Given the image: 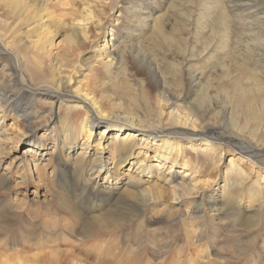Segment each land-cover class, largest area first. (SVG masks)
Returning a JSON list of instances; mask_svg holds the SVG:
<instances>
[{
    "label": "rangeland",
    "instance_id": "1",
    "mask_svg": "<svg viewBox=\"0 0 264 264\" xmlns=\"http://www.w3.org/2000/svg\"><path fill=\"white\" fill-rule=\"evenodd\" d=\"M17 1L29 5L16 8L21 16L0 1V48L15 55L0 58V229L5 230L0 236V264H4L2 255L37 251L23 243L47 236L56 237V245L61 244L60 250L74 262L94 263L95 252L82 240L88 235L102 236L103 243L115 241L118 246V261H111L106 250L102 264H169L172 247L181 249V260L188 254L212 264H264V161L248 158L239 149L264 148L263 1L259 5L257 0H241L244 6L238 9L232 7V0H74V5L72 0ZM64 1L71 9H64ZM39 5L43 10L37 17ZM146 9L151 11L146 20L149 27L139 20ZM69 10L83 16L90 13L86 24L92 39L83 35L76 25L79 16L69 15ZM37 40L45 41L47 49H39ZM110 43L121 45L118 60L122 63L114 69L119 71L116 75L104 74L102 63L95 61L114 56L109 54ZM16 55L28 68L24 76L30 85L57 88L62 82L65 87L71 78L66 88L93 98L108 119H146L144 125L157 126L164 131L160 135L171 141L177 139L167 136L172 129L197 132L214 143L213 148L206 156L193 152L195 158L186 168L169 161V175L154 168L135 171L140 161L149 165L165 161H155L150 149L146 155L135 153L140 163L131 168V163L116 161L115 151L121 146L111 147L112 137L102 138L107 125L103 122L92 129L89 148L83 149L79 140L64 157L69 160L65 163L61 154L56 157V151L46 146L52 147L56 140L61 143L64 127L78 122L75 116L83 117L85 111L73 112L66 102L54 103L47 94L19 93L26 83L19 82L14 68L20 66ZM204 93V102L199 101ZM5 100L23 109L8 110ZM88 109L94 111L90 105ZM184 117L190 122L175 124L185 122ZM40 141L47 145L39 148L41 155L26 172L21 166L23 153ZM215 146L224 149L221 156ZM182 147L186 143L175 153ZM81 150L92 158L106 155L107 165L95 180L102 193L93 194L92 176L76 167L74 156ZM231 159H242L240 175L226 174ZM114 161L120 169L109 179ZM184 174L192 175L182 178ZM114 185L116 193L108 199V187ZM216 188L224 197L217 215V204L202 197ZM86 206L96 207L100 216L92 217ZM202 218H210L206 226L223 232L218 248L228 240L223 254L216 250L211 256L204 254V241L190 245L191 238L201 237ZM234 242L237 251L231 247ZM191 248L198 249L193 253Z\"/></svg>",
    "mask_w": 264,
    "mask_h": 264
},
{
    "label": "bare ground",
    "instance_id": "2",
    "mask_svg": "<svg viewBox=\"0 0 264 264\" xmlns=\"http://www.w3.org/2000/svg\"><path fill=\"white\" fill-rule=\"evenodd\" d=\"M0 1H2L4 6L6 8H8L11 13L16 14L18 16H21V15L16 13L17 7H21L22 9H27L29 7V5L26 2H19L17 0H0ZM239 1H241V0H232V3H233L232 7H237V9L239 7H241V5H243V3L239 2ZM254 1H256V0H254ZM261 1H263V3H264V0H257V2H259L258 3L259 5L263 4V3H261ZM65 3H66L65 1L63 3H61L62 6L63 5L65 6ZM71 4L74 5L75 1L72 0ZM83 4L85 5V2ZM244 4L246 5L248 3H244ZM54 6H56V5L54 4ZM64 9H71V8L66 7ZM42 10H43V5H39L38 10H37V17L41 16L40 12ZM64 11H66V10H64ZM73 12L74 11L69 10V12H67V13L69 15L72 14L75 17L79 16V19L75 18L77 20L76 25L79 26L83 30V35L86 38L92 39L93 34H91L90 36L88 35V33H87L88 26L86 24V22L88 20L87 15H89L90 13L85 14L83 16L82 15L83 12H82V14L79 11H78L79 13L76 11H75V13H73ZM150 12H151L150 10L146 9V11H145L146 15H145L144 19H139L140 22L143 23L144 27H146L148 25V24H146V22H147L146 20L149 17ZM152 16H154V15H152ZM149 26H151L150 23H149L148 27ZM103 28L104 27H100V29L103 30L101 33H103V36L106 37L105 36L106 34H104L105 28L104 29ZM111 30H113V29H111ZM116 33H118V35H119L120 31H116ZM98 35H100V34H98ZM79 37H80L79 34H76V41L77 42H80ZM206 42H210V41L207 40ZM19 45H20V43H19ZM36 45L39 49H43V50L47 49V43L43 40H37ZM23 46H24V48L27 49L26 45L23 44ZM72 46H74V45H72ZM120 46L115 45V44L110 45L109 54H114V56L109 58L108 61L103 62L101 60H95V61H99L100 63H102L101 66H103L104 74L105 73H107V74L115 73V75H116L119 72V71L115 72L114 69L117 66H121V63H122L121 60H118V55L121 53ZM123 46H125V45H122V47ZM204 47H206V46L204 45ZM21 50H22V48H21ZM206 50H207V47H206ZM4 54H8V55L15 57V55L11 51H9V52L7 51V53H5V51H3L0 48V58H3L5 56ZM17 55H16V59H17V62L20 64V66L14 67V68H16V73L21 78V79H19V82L20 83H26L25 81H27V79L24 75H25V71L28 68H26L25 66L22 65L23 64L22 58H20V56H17ZM107 57H105V58H107ZM25 63H27V62H25ZM96 63H98V62H96ZM77 69H78V71H77L78 73L81 72L80 70H82V68L80 66H78ZM30 70H31V68H30ZM69 79L70 80H66L67 82H65V83L68 84L69 81H71V78H69ZM198 79H200V78H198ZM61 83L57 84L58 85L57 88L51 87L50 85L35 86V85H33V83L31 85L29 83H26L25 84L26 87L24 89H19V90L17 89L19 91V93H21L23 95H27L29 97H32L31 94H34V95L40 94V93L47 94L50 96V98L53 100L54 103L66 102V104H68L70 110L73 112H75L79 109H82L83 111H85V115L83 117L75 116V118L78 122H72L69 125L64 127V129H63L64 134L62 135V138H60L62 140L61 143H57V140L52 141L53 146L51 147V146H46L47 143L40 141V142H34V143H32L31 146L27 147V149L23 153L24 158H21L22 159L21 160L22 161L21 166H23L24 169H27L26 172H31V167H30L31 163L34 162V160H36L37 155H41V153H38L39 148H43L46 146L50 150L54 149L53 151H56V157H58L61 154L63 156V159L65 156H69L70 152L73 151L76 143L79 140H82L81 143L83 145V149L89 148V146H90L89 141L93 135L92 129H94L97 126H100L101 123H103V122H106L107 125H106V128L101 133L102 138L108 139V138L112 137V141L110 142V146L114 147V148L121 146V148H119L118 150L115 151V154L118 156V157L115 156L117 158L115 160L116 161L123 160L124 162H128V164L131 163L130 168L132 166H134L135 164L141 162L135 171L144 172L146 169L151 170L154 168V169H156V171L158 173L159 172H165L166 175H169L172 171V170H169V167H170V169H172V165H170V166H169V164L167 165V163H169V161H171L172 164H177L178 166H182V167L186 168L190 165L191 160H193L195 158V156L193 155V152L206 156L207 152L213 148L212 144H214V143H212L211 141H204L203 140L204 134H198L197 132H188L187 130H183V131L178 130L177 131V130L172 129V131L168 132L167 136L172 137V138H177V139L174 141H171L169 139H166L164 137V135H162V134L160 135V133H163L164 131L161 132L160 130H162V129H158L157 126L151 125V124L144 125V122L147 121L146 119L135 118V117H132L129 120L117 119V118H113V117L111 119H108L107 117L103 116L104 112H102L101 110L98 109L99 106L97 105L95 100H93V98L88 97L86 94H82L79 91H75V89L66 88L67 84L64 87V85H61ZM8 85L9 84L6 83L5 86H3V87L7 88ZM11 85L13 86L16 84L14 81H11ZM27 87H29V88H27ZM4 95H6V94H4ZM204 98H206L205 93L201 94V98L199 99V101L204 102V100H205ZM4 102L7 103L8 101L5 100ZM84 103H88V105L85 107ZM9 104L10 105L7 107V109L8 108H11L13 110L17 109V108L23 109L22 106H20L19 104H16V103H9ZM89 105L93 107L94 111L88 109ZM2 107H3V105H2ZM0 109H1V107H0ZM29 119H32V118L29 117ZM32 121L33 120H28L29 124H31ZM174 121H176V119H174ZM177 121L178 122H175V124L176 123L187 124L188 122H190V118L184 117L183 121H185V122H181L182 120L181 121L177 120ZM148 122H150V121L148 120ZM74 124H76V125H74ZM108 126H110V128H107ZM115 128H117L116 133L111 132ZM165 129H167V127ZM108 130H110V132ZM108 134H111V135L108 137ZM31 136H33V135H31ZM31 140H32V138H31ZM199 141H201V142L197 143ZM156 143H158V144L154 145ZM182 143H186V147H182L181 149H179L178 153H175L177 151V149L180 148V144H182ZM122 145H123V148H122ZM64 148L66 150H63ZM149 149H150V151L153 150L154 156L152 158L155 161L162 162V163H163V161H165V164H161V163L155 164L154 163L153 165L152 164L149 165V164H145L146 162H144V161L138 162L136 160V158H134L136 154L138 156L142 152L145 153V155H146V153H147V151H149ZM187 149H192V150L188 151ZM214 149L217 150V154L219 156H221L223 154V151H224L223 148L221 149V148L215 146ZM239 149L241 150V152H244L248 156V158H252V157L260 158V160L264 161V148H260L256 152L246 151L241 147H239ZM180 150H181V152H180ZM49 151L47 152V154H49ZM65 152H67L66 155H65ZM77 152H76V156H74V161H75L76 167L80 168L81 172H83L84 170H87L89 172V174L92 176L90 180H93V182L91 184V189H92L93 194L102 193L103 191L99 188V185H98V183L95 182V180H96L97 176L104 171V168L107 165L108 161L106 159V155H103V154L95 155V157L92 158V157H90V155H88L87 150H84V151L81 150L80 152H78V153ZM170 152L173 153V155ZM129 153H131L130 154L131 157H130V155H128ZM42 157H43V154H42ZM146 158H147V156H146ZM72 160L73 159H71V161ZM239 160H242V159H236V160L231 159L230 160L229 170L226 174L235 173L236 175H240L241 167H240V164L238 163ZM64 161H65V163L69 162V160H65V159H64ZM116 161H114L115 166L113 167V169H114L113 171L108 168L111 171L110 172L111 175L109 176V179L111 178V176L116 175L118 170L120 169V166ZM36 169H37V167H36ZM189 171H191V173H193V169H189ZM150 174H152V173H150ZM150 174H148V175H150ZM191 175L184 174L182 178H185V177L191 176ZM191 185L194 186V188H196L194 183H191ZM121 186H125V184L122 182ZM115 188H116L115 185L112 187H108V192H107V198L108 199H111V194L116 193ZM217 191H219V190L216 188L212 194L202 195V197H204V196L206 197L203 201L207 200L210 203L217 204L219 211L217 210V212H214L215 215L220 213V211H221L220 205L223 203V198H224L222 196L223 193L221 195V193H218ZM263 195H264V192H263ZM211 207L214 208V206H211ZM86 210L88 212L92 213V215H91L92 217L100 216L98 209L96 207L93 208V207L86 206ZM199 210H201V209H199ZM208 220H210V218L209 219L208 218H202V221H201L202 224H200L201 226L199 225L201 237L199 239L197 237H196V239L191 238L190 242H192V243H190V245H194V244H196V242H197V244H199L200 242L204 241V243L201 244V246L204 247V249H202L205 251L204 254L211 256V254H213V252L215 250L218 251V253L223 254L225 252L223 249L228 244V240L222 241L224 244H222L221 247L218 248L219 242L217 239H218V236H221L220 233H223V232L221 231V229L219 227L213 228L211 226H206V223L208 222ZM91 223L94 226L98 225L97 222H91ZM197 223H198V219H197L196 224ZM209 230H211V231H209ZM4 231H5L4 228L0 229V236L3 235ZM49 234L56 236L55 233H49ZM211 235H215V237H213ZM55 238L56 237L47 236L45 238L34 237L31 239L29 238L30 240L27 239L23 243L24 245L27 243V244H29L28 248L30 246L31 248L35 247L36 249L37 248H39V249H37V251H35V249H34L33 253L21 251L20 254H18L16 257L8 256V255H2V257L4 259V264H14V263H17V264H81L80 262H74L72 258H70L66 254H64L60 250L61 244L56 245L57 243L55 242ZM68 238H70V237H68ZM82 240H85L84 242H86L88 244L89 250L95 252V256L97 258H99V260L97 258H95L94 263L86 262L84 264H102V261H103L102 254L106 250L108 251V254L110 256L111 261H118L119 256L116 252V247H118V246H117L115 241L103 243L102 236H99V235H88L86 237H83ZM62 242H67V241L65 239H62ZM137 242L140 245L144 244V241H142V240H137ZM176 242H177V240L175 239V243ZM231 247L234 248V251H237L236 250V242L232 243ZM172 248L174 249V253L171 254V258H173V261L169 264H185V262H186V264H201V262H204V264H212V262L210 260L199 262L200 260H198L197 258H194L192 256H189L188 254L186 256V259L181 260V258H182L181 249H177L179 247H172ZM217 248L219 250H217ZM197 249L198 248L193 250L191 248V251L193 250L192 252L195 253L197 251ZM199 250H201V249H199ZM136 257H138V256H136ZM136 257L133 258L130 262H133L136 259ZM184 257H185V253H183V258ZM177 258H178V260H177ZM154 264H158V263H154ZM220 264H223V263H220Z\"/></svg>",
    "mask_w": 264,
    "mask_h": 264
}]
</instances>
